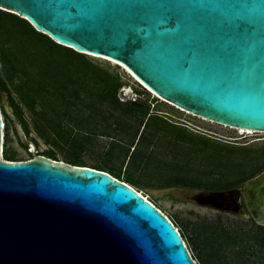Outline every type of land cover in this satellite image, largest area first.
I'll return each instance as SVG.
<instances>
[{
  "label": "water",
  "instance_id": "95a60500",
  "mask_svg": "<svg viewBox=\"0 0 264 264\" xmlns=\"http://www.w3.org/2000/svg\"><path fill=\"white\" fill-rule=\"evenodd\" d=\"M76 52L111 59L165 103L264 133V0H0ZM32 159L5 152L0 109V264H197L178 228L111 174L40 155L0 88ZM3 151V153H2ZM264 227V171L235 190H147Z\"/></svg>",
  "mask_w": 264,
  "mask_h": 264
},
{
  "label": "trees",
  "instance_id": "16d2710c",
  "mask_svg": "<svg viewBox=\"0 0 264 264\" xmlns=\"http://www.w3.org/2000/svg\"><path fill=\"white\" fill-rule=\"evenodd\" d=\"M123 85L119 73L95 63L85 54L57 44L49 36L38 32L27 20L0 9V88L9 94L10 104L29 139L39 147L38 137L33 136L36 132L51 145L40 155L59 160L55 147L69 150L67 163L107 172L137 187L135 189L140 192L148 186L144 181L131 175L122 180L121 172L106 163L89 166L81 156L90 140L106 137L114 142L113 146L127 150L129 164L136 169L147 167L155 158L152 150L147 151L164 132L174 146L189 148L188 154L204 153L206 160L202 161L204 165L196 175L185 174L184 170L190 163L184 164L182 154L179 157L175 155L167 163L161 164L160 161L158 165L162 169L170 162L175 163L176 168L163 182L157 179L158 176L152 177L157 180L158 189L175 186L220 191L256 175L246 169V165L232 159V149L227 151L228 160L221 163L219 157L224 151L215 142L213 144L206 138L199 140L166 115L160 114V110L153 112L152 105L156 107L158 98L151 103L121 102L118 93ZM0 109L5 117L8 137L9 125L13 127V124L3 109L1 97ZM132 121L137 125L135 134L132 133ZM13 132L20 143L14 127ZM20 145L32 158L29 150ZM131 146L133 152H130ZM3 156L6 161H12L6 152ZM216 171L220 173L216 174ZM246 222L251 224L250 230L212 223L204 229L206 241L191 239L194 249L200 251L201 263L264 264V227L253 220ZM172 223L176 227L177 222ZM179 232L186 243L185 231L181 229Z\"/></svg>",
  "mask_w": 264,
  "mask_h": 264
},
{
  "label": "rangeland",
  "instance_id": "374dc122",
  "mask_svg": "<svg viewBox=\"0 0 264 264\" xmlns=\"http://www.w3.org/2000/svg\"><path fill=\"white\" fill-rule=\"evenodd\" d=\"M95 63L105 67L110 68L111 71L119 73L122 77L124 85H132L135 87H140L137 84L136 78L133 77L127 69H125L119 63L105 58H97L87 55ZM155 95V94H154ZM151 98H157L156 96L151 95ZM156 107L152 105L153 112L160 110L162 115H166L173 123H176L180 127L187 129L189 133H193L195 137L199 140L202 138L209 139L215 145H218L222 152L224 153L219 157L220 162L228 160V149H232L234 156L232 159L235 162L242 163L246 165V169L250 172L258 174L261 171H264V134L260 133H242L237 129L218 125L212 123L208 120L193 116L187 112L181 111L168 103H165L162 99L158 98V102L155 103ZM3 115V114H2ZM4 120L5 117L3 116ZM132 124V133L135 134L136 123ZM143 129V128H142ZM142 131V130H141ZM4 136V152L11 148L17 152V160L22 159L23 161L30 159L28 153L20 145L17 140L12 125H9V136L7 137V131H2ZM165 133L161 132L159 138L155 141V145L150 148V151L153 152V159L149 165L145 167H137L129 164V158L127 157V150L113 146L112 140L106 137H95L89 141L87 144L86 150L83 152L81 159L89 166H94L100 163L108 165L111 168H114L118 172H121V179L126 180L127 176L131 175L136 179L144 181L148 186L140 189V192L144 194L145 197H148L154 204L172 221L177 222L176 227L178 230L183 229L186 233V244L188 250L197 264H202L199 257L200 251L195 250L191 242V239L199 238L201 242L206 241L207 233H205V227L212 223H221L227 227H241L245 230L251 229V224L229 214H223L217 212L213 209L206 207H199L192 203L182 202L172 198L171 196L161 197L158 194L157 199H153L150 193L147 190H157V180H153L156 176L160 182L169 176V172L175 171V163L165 164V166L160 167L159 162L167 163L172 160V157L175 155L177 157L181 156L184 158V164L190 163L185 168V174L196 175L199 168L203 164V160H206V155L201 152H190L188 154V149L182 148L180 146H174L171 140L164 136ZM33 136L38 137L39 139V151L42 152L51 147L50 144L46 143V140L41 136H38L36 132H33ZM137 142V141H136ZM130 152H133L134 148L131 146ZM55 150L58 153L59 160L67 162V155L69 150H64L63 148H56ZM192 160L190 161V156ZM202 162V163H201ZM222 163V162H221ZM220 163V164H221ZM159 164V165H158ZM179 165V163H176ZM158 165V166H157ZM163 172H166L163 174ZM216 174L220 172L216 171ZM254 174V175H255ZM160 175V176H159ZM175 187V186H174ZM137 188V187H135ZM205 247V245H204Z\"/></svg>",
  "mask_w": 264,
  "mask_h": 264
},
{
  "label": "built area",
  "instance_id": "2783aa9c",
  "mask_svg": "<svg viewBox=\"0 0 264 264\" xmlns=\"http://www.w3.org/2000/svg\"><path fill=\"white\" fill-rule=\"evenodd\" d=\"M140 87H135L132 85H123L118 93V97L121 102L123 103H142V102H149L153 100L151 95L155 96L151 93L144 85L137 83ZM154 106V104H153ZM4 127L2 128V131ZM2 144L4 145V138L2 139ZM3 150V146H2ZM3 153V151H2ZM32 159V158H30ZM28 159V160H30ZM27 161V160H25ZM148 198V197H146Z\"/></svg>",
  "mask_w": 264,
  "mask_h": 264
},
{
  "label": "flooded vegetation",
  "instance_id": "af4514ba",
  "mask_svg": "<svg viewBox=\"0 0 264 264\" xmlns=\"http://www.w3.org/2000/svg\"><path fill=\"white\" fill-rule=\"evenodd\" d=\"M38 151H39V148H38ZM39 153H40V151H39ZM263 158H264V157H263ZM262 172H263V171H261L260 173L256 174L255 176L251 177L250 179H247V180H245V181H241V182L236 183L233 187H231V188H229V189H224V190H220V191L235 190L237 196H240V199L238 200V202H241V201L243 202V207H244L245 211L248 213V210H247V208H246V206H245V204H244V201H243L244 199H243L242 196H241L242 191H243L244 184H245L247 181L251 180L252 178L256 177L257 175L261 174ZM210 191H218V190H210ZM223 214H225V213H223ZM248 214H249V213H248ZM229 215H232V216L238 217V216L233 215V214H229ZM249 215H250V214H249Z\"/></svg>",
  "mask_w": 264,
  "mask_h": 264
},
{
  "label": "bare ground",
  "instance_id": "6f19581e",
  "mask_svg": "<svg viewBox=\"0 0 264 264\" xmlns=\"http://www.w3.org/2000/svg\"><path fill=\"white\" fill-rule=\"evenodd\" d=\"M130 73V71H128ZM132 74V73H130ZM133 75V74H132ZM134 76V75H133ZM238 131H241L242 133H249V134H254V133H260V134H264L262 132H254V131H250V130H243V129H237ZM148 199V198H147Z\"/></svg>",
  "mask_w": 264,
  "mask_h": 264
},
{
  "label": "clouds",
  "instance_id": "9594fccd",
  "mask_svg": "<svg viewBox=\"0 0 264 264\" xmlns=\"http://www.w3.org/2000/svg\"><path fill=\"white\" fill-rule=\"evenodd\" d=\"M137 81V80H136ZM137 83H139L138 81H137ZM140 84V83H139ZM142 85V84H141ZM3 147H4V145H3ZM3 150H4V148H3ZM129 185V184H128ZM141 193V192H140ZM153 203V202H152ZM155 205V204H154ZM185 242V241H184ZM190 256H191V254H190ZM192 258V257H191Z\"/></svg>",
  "mask_w": 264,
  "mask_h": 264
}]
</instances>
